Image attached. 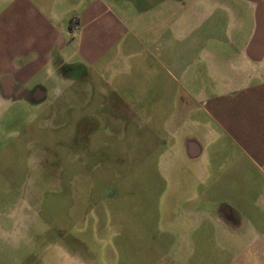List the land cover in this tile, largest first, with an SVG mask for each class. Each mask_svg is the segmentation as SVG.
<instances>
[{"label":"rangeland","instance_id":"1","mask_svg":"<svg viewBox=\"0 0 264 264\" xmlns=\"http://www.w3.org/2000/svg\"><path fill=\"white\" fill-rule=\"evenodd\" d=\"M152 36L127 34L130 45L114 50L99 72L70 73L75 85L61 75L42 108L28 102L8 110L0 124V226L7 232L17 226L21 242L0 239V264H33L44 256L45 264H68L63 251H77L81 264H123L161 232L182 254L173 264H264V175H246L227 146L206 147L221 173L206 183L204 202L186 191V172L187 185L165 194L152 154V126L161 127L160 117L139 112L125 137L115 124L105 132L107 114L119 123L136 109H152V71L167 94L176 87L164 56L152 65V47L138 44ZM70 70L76 67L63 68ZM172 102L159 98L157 112L164 115ZM196 205L204 214L191 211Z\"/></svg>","mask_w":264,"mask_h":264},{"label":"crops","instance_id":"2","mask_svg":"<svg viewBox=\"0 0 264 264\" xmlns=\"http://www.w3.org/2000/svg\"><path fill=\"white\" fill-rule=\"evenodd\" d=\"M146 33H153L152 41L138 44H150L152 65L164 56L176 87L167 94L152 71V109H136L116 125L125 137L139 112L152 121L160 117L161 127L152 126V154L166 182L164 193L183 189L186 172V191L204 202L206 183L221 173L206 147L227 146L246 175H264V0H0V124L17 104L42 108L63 78L75 85L63 73L66 66H75L76 74L81 68L99 72L114 50L130 45L127 34ZM167 95L173 102L159 114L157 101ZM191 211L204 214L198 205ZM16 228L7 232L0 226V239L20 245ZM159 234L152 233L151 244L123 264H173L182 258L173 250V237ZM61 249L58 244L59 256ZM63 252L68 264H81L77 251ZM45 257L33 264H45Z\"/></svg>","mask_w":264,"mask_h":264},{"label":"flooded vegetation","instance_id":"3","mask_svg":"<svg viewBox=\"0 0 264 264\" xmlns=\"http://www.w3.org/2000/svg\"><path fill=\"white\" fill-rule=\"evenodd\" d=\"M66 69V68H65ZM71 71H73V70H70V72L67 74H65V72L63 71V73H64V75L65 76H68L70 73H73L72 75H75L76 74V70L74 71V72H71ZM79 75V74H78ZM114 114V113H113ZM103 116H104V114H103ZM110 118V119H113L114 120V118H111V116H108V114H107V118ZM110 119H109V123H107V126H109L111 129H113V128H115L114 126H113V124H115L116 125V123L117 122H110Z\"/></svg>","mask_w":264,"mask_h":264}]
</instances>
